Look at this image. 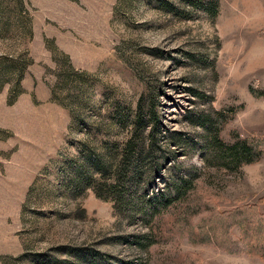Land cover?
<instances>
[{
	"label": "rangeland",
	"instance_id": "rangeland-1",
	"mask_svg": "<svg viewBox=\"0 0 264 264\" xmlns=\"http://www.w3.org/2000/svg\"><path fill=\"white\" fill-rule=\"evenodd\" d=\"M0 85V264H264V0H0ZM200 115L261 159L203 165Z\"/></svg>",
	"mask_w": 264,
	"mask_h": 264
},
{
	"label": "trees",
	"instance_id": "trees-1",
	"mask_svg": "<svg viewBox=\"0 0 264 264\" xmlns=\"http://www.w3.org/2000/svg\"><path fill=\"white\" fill-rule=\"evenodd\" d=\"M0 85V89H1ZM193 96L200 97V95L197 92H193ZM150 109L154 110V107H149ZM211 109V108H209ZM186 113H190V111H186ZM135 125H138L142 123V117L140 113V109L138 110L137 114H135ZM185 116V115H184ZM217 119H207L206 117H203L202 115L198 116L195 125L200 129V158L205 166L209 167H216L224 169L225 171L229 173H236L241 167L246 165H252L254 163H257L263 154V148L260 146V144L253 143L251 141H248L246 139L241 138L238 135L233 134V139L230 142H226L221 137V131L222 127L224 125L223 118L221 115H216ZM186 118V117H185ZM151 120H154L155 125H158V120L156 118V114L154 112V115L151 117ZM216 122V123H215ZM143 133H135V130L133 132L132 137L135 136H142ZM134 140L129 139L125 146L124 150L130 151V156L135 153V148H133ZM129 156V157H130ZM128 158L127 154L123 155V160H120L121 166L120 168L124 170V162ZM132 159V157H130ZM134 167L130 166V169ZM108 171V166L105 163L104 167L101 169L102 173H106ZM170 172H174V174H179L181 171L179 170V165H173V167L170 168ZM172 175V174H170ZM183 181L184 186H188L187 181ZM181 181V182H182ZM84 182V179L81 180L80 185ZM179 187H177L176 184L169 185V195L164 196L160 195H154L150 201L147 203L148 210H147V216L148 218H154L162 208L169 206L172 202L178 201L181 197H184V202L187 201L186 206L183 208L182 211L187 210L188 208L194 209L195 205H192V202L189 201L191 199V193H178ZM98 198H105L102 195H99L96 193ZM83 212V211H82ZM160 239V231L156 227L152 229V231L149 233V236L145 238L148 245H152L157 242L158 239ZM230 244V243H229ZM234 247L238 246V243L232 242ZM228 251L230 253H235L236 251L229 249ZM250 254V253H249Z\"/></svg>",
	"mask_w": 264,
	"mask_h": 264
}]
</instances>
